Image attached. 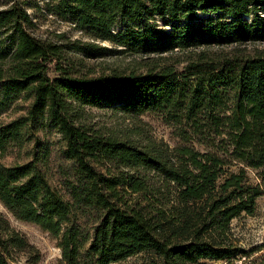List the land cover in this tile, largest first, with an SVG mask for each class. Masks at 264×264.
<instances>
[{"label": "trees", "instance_id": "trees-1", "mask_svg": "<svg viewBox=\"0 0 264 264\" xmlns=\"http://www.w3.org/2000/svg\"><path fill=\"white\" fill-rule=\"evenodd\" d=\"M263 12L264 0H0V203L48 233L61 264L245 254L232 221L264 196V50L238 47L264 42ZM49 16L90 41L43 28ZM121 56L140 60L90 64ZM92 109L134 125L99 126ZM148 113L179 142L150 136ZM13 252L42 260L0 214V264Z\"/></svg>", "mask_w": 264, "mask_h": 264}, {"label": "rangeland", "instance_id": "rangeland-1", "mask_svg": "<svg viewBox=\"0 0 264 264\" xmlns=\"http://www.w3.org/2000/svg\"><path fill=\"white\" fill-rule=\"evenodd\" d=\"M264 13V12H263ZM200 21L206 22L211 17L208 14H200ZM43 28H48L51 32L65 33L72 39H81L83 41H90L84 34L76 31L73 25L69 22L57 19L55 17L44 18L39 22ZM162 25L161 22H159ZM96 44L112 48L109 43ZM236 49L231 47H213L211 50L231 52ZM247 53L253 50H264V42L255 45H245L238 47ZM139 57L121 56V57H103L97 60H91L90 64H94L97 72H111L112 68L119 70H130L139 62ZM54 77V74H51ZM90 120L98 123L99 126H109L121 129L128 125H134L133 122L122 114H117L110 110H86ZM141 126L147 133L158 141H164L170 146H174L179 142L173 134L162 117L158 113H148L141 117ZM136 123L139 121L136 120ZM232 170H236L235 168ZM252 178L255 179V173L250 172ZM0 214L6 216L11 225L19 232L24 234L27 239L35 245L42 254V260L39 264H61V252L56 247L53 238L42 231L39 227L17 221L13 218L7 210L0 203ZM232 228L237 240V245L245 251V254H240L238 257L230 261H207L206 264H259L264 256V196L257 200V209L253 216L242 215L232 221ZM11 264H27V255L25 253L13 252ZM151 255L147 253H140L127 260L116 264H149Z\"/></svg>", "mask_w": 264, "mask_h": 264}]
</instances>
